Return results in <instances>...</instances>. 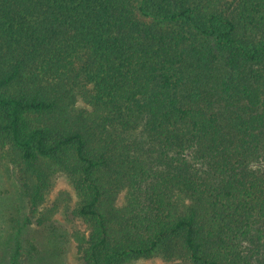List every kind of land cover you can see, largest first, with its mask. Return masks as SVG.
<instances>
[{
    "label": "trees",
    "instance_id": "obj_1",
    "mask_svg": "<svg viewBox=\"0 0 264 264\" xmlns=\"http://www.w3.org/2000/svg\"><path fill=\"white\" fill-rule=\"evenodd\" d=\"M0 137L32 205L72 175L85 264H264V0H0Z\"/></svg>",
    "mask_w": 264,
    "mask_h": 264
},
{
    "label": "rangeland",
    "instance_id": "obj_2",
    "mask_svg": "<svg viewBox=\"0 0 264 264\" xmlns=\"http://www.w3.org/2000/svg\"><path fill=\"white\" fill-rule=\"evenodd\" d=\"M137 6L140 0H136ZM140 17L145 16L138 8ZM76 97L70 105L73 112L84 109L95 118L92 87L74 86ZM34 122L30 126H34ZM8 144L0 137V264H85L77 250L76 234L89 230L79 214L80 194L74 179L65 169L56 167L45 185L43 198L32 205L22 194L19 169L15 167ZM129 196L127 188L118 194L116 204L122 207ZM30 222H27L28 219ZM39 219L42 220L41 224ZM24 224V225H23ZM125 264H184L181 259L166 258L156 251L149 256L128 255Z\"/></svg>",
    "mask_w": 264,
    "mask_h": 264
}]
</instances>
